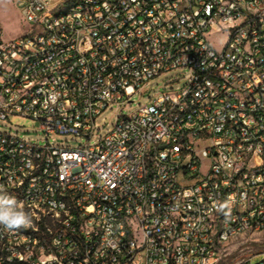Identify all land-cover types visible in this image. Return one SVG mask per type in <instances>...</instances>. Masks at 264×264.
<instances>
[{
	"label": "built area",
	"instance_id": "obj_1",
	"mask_svg": "<svg viewBox=\"0 0 264 264\" xmlns=\"http://www.w3.org/2000/svg\"><path fill=\"white\" fill-rule=\"evenodd\" d=\"M8 1L28 30L0 22V122L44 143L0 134V187L31 219L0 225V264H221L264 233V0ZM175 70L184 88L97 139Z\"/></svg>",
	"mask_w": 264,
	"mask_h": 264
},
{
	"label": "rangeland",
	"instance_id": "obj_2",
	"mask_svg": "<svg viewBox=\"0 0 264 264\" xmlns=\"http://www.w3.org/2000/svg\"><path fill=\"white\" fill-rule=\"evenodd\" d=\"M0 22L4 29V39L19 37L27 31V25L22 21L19 12L8 0H0ZM185 70H175L167 75H160L152 79L141 94L134 95L130 109L125 108V103L111 105L103 111L98 119V127H103L97 133V139L102 138L116 123V115L125 116L132 114L141 106L148 104L155 94L163 92H176L184 88L186 81ZM16 133L29 141L43 144L44 135L39 129V123L20 115H12L7 120L0 122V134ZM49 143L62 148H74L84 144V141L72 136L53 135ZM264 255V233L248 234L239 238L232 244L229 255L221 264H240L243 260L252 259L251 264H257Z\"/></svg>",
	"mask_w": 264,
	"mask_h": 264
},
{
	"label": "clouds",
	"instance_id": "obj_3",
	"mask_svg": "<svg viewBox=\"0 0 264 264\" xmlns=\"http://www.w3.org/2000/svg\"><path fill=\"white\" fill-rule=\"evenodd\" d=\"M30 224L31 219L23 211V206L19 205L14 197L5 194L0 187V225L11 230L28 227Z\"/></svg>",
	"mask_w": 264,
	"mask_h": 264
}]
</instances>
